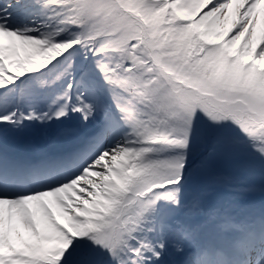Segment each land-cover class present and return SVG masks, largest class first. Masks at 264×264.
Segmentation results:
<instances>
[{
	"label": "snow or ice",
	"instance_id": "6c2138e0",
	"mask_svg": "<svg viewBox=\"0 0 264 264\" xmlns=\"http://www.w3.org/2000/svg\"><path fill=\"white\" fill-rule=\"evenodd\" d=\"M264 0H0V264H264Z\"/></svg>",
	"mask_w": 264,
	"mask_h": 264
},
{
	"label": "rangeland",
	"instance_id": "374dc122",
	"mask_svg": "<svg viewBox=\"0 0 264 264\" xmlns=\"http://www.w3.org/2000/svg\"><path fill=\"white\" fill-rule=\"evenodd\" d=\"M262 28H264V21H262V25H261Z\"/></svg>",
	"mask_w": 264,
	"mask_h": 264
}]
</instances>
